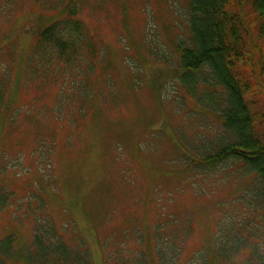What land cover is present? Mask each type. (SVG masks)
I'll return each mask as SVG.
<instances>
[{
  "label": "rangeland",
  "instance_id": "374dc122",
  "mask_svg": "<svg viewBox=\"0 0 264 264\" xmlns=\"http://www.w3.org/2000/svg\"><path fill=\"white\" fill-rule=\"evenodd\" d=\"M35 8L38 7L31 0H0V65L8 63L13 67L8 90L13 106L0 127V188L9 194L7 205L0 210V240L13 234L15 246L23 249L30 243L36 224L43 229L52 226L69 244L83 239L94 264H101L102 240L110 246L116 242L111 246L113 250L123 249L121 244L129 248L127 239L131 236L127 228L134 224L126 216H138L148 224L158 209L166 214L174 212L180 219L190 218L193 231L185 234V258L212 238L217 223L244 232L245 226L248 234L254 235L251 241L258 240L264 252V205L247 188L246 180L251 176L247 170L230 160L214 170L197 166L180 176L161 169L157 154H138L142 152L139 145L143 147L150 140L154 144L150 145L152 151L160 154L161 141L155 139V131L147 129L150 126L158 128L166 122L169 133L174 134V126L193 139L199 134L214 135L218 129L212 117L204 113L201 118L192 112L195 104L189 98L183 103L182 90L172 78L163 83L158 97L163 102L155 100L148 86L139 88L136 99L127 93L133 74L126 64L135 70L140 68V75L146 80L150 71L163 66V51L173 61L176 59L177 54L171 52L166 39L178 37L184 31L187 0H90L81 5L80 16L96 34L98 43L107 49L106 59L111 64L106 72L116 80L112 92L116 96L108 97L105 106L101 105L99 122L110 127L106 135L113 128L112 137L123 136L120 139L125 140V147L118 157L115 148L122 144L114 146L110 139L101 138L92 130L80 131L81 137L73 136L75 149H68H74L75 154L69 158L63 147L60 150L55 146V153L50 147L44 153L41 146L34 144L41 136V127L42 134L45 132L42 137L47 139L44 135L48 129L44 127L52 118L47 112L51 99L39 98L34 88L28 94L20 90V59L31 47ZM128 43L136 47L126 50ZM102 88L111 89L104 83ZM32 106V113L37 115L42 107L46 118L40 114L33 121L32 113L26 116L25 111ZM125 127L129 134L126 136L121 131ZM64 131L69 138V131ZM128 143H134L133 147ZM133 148L136 154L131 151ZM110 149L111 154L107 151ZM170 156L166 153L162 159ZM179 164L176 162L172 168ZM43 174L52 185L41 182ZM114 183L124 196L115 193V197L108 199L107 211L103 202L111 189L109 185ZM238 195L240 201H233ZM178 207L181 210L175 212ZM244 255L240 253L229 264L241 263Z\"/></svg>",
  "mask_w": 264,
  "mask_h": 264
},
{
  "label": "trees",
  "instance_id": "16d2710c",
  "mask_svg": "<svg viewBox=\"0 0 264 264\" xmlns=\"http://www.w3.org/2000/svg\"><path fill=\"white\" fill-rule=\"evenodd\" d=\"M31 1L38 8L33 13L31 47L20 59V90L28 94L34 88L39 98L51 99L47 112L52 117L44 127L48 129L44 135L47 139L42 137L45 132L42 134L41 127V136L34 144L41 146L39 149L44 153L50 147L54 153L63 147L69 158L75 154L73 136L81 137L80 131L92 130L101 138L110 139L114 146L122 144L115 148L118 157L125 147V140L120 139L123 136L112 137L113 128L106 135L110 127L99 122L101 105L104 107L108 97L116 96L112 93L116 80L106 72L111 64L106 59L107 49L98 43L96 34L80 16L81 5L90 0ZM187 8L188 21L183 34L166 39L171 52L177 54L176 59L173 61L163 51V66L150 71L146 80L140 75V68L135 70L126 64L133 74L127 93L136 99L139 88L148 86L151 95L160 102L163 83L172 78L182 90L183 103L189 98L195 104L192 112L201 118L204 113L212 117L218 129L214 135L199 134L193 139L172 125L174 134L169 133L166 122L158 128L150 126L147 129L155 131V139L161 141V146L157 142L160 154L152 151L151 140L143 147L137 143L142 150L138 154L146 157L150 152L157 154L161 169L180 176L197 166L214 170L231 160L251 174L246 180L247 188L264 205V0H187ZM133 47L136 45L128 43L126 50ZM0 71V127H3L7 111L13 106L8 92L13 67L4 63ZM103 83L111 89H103ZM34 108L24 114L27 116ZM41 108L38 115L32 113L33 121L40 114L46 118ZM126 128L121 130L125 136L129 135ZM64 130L69 131V138ZM72 146L74 149L69 150ZM107 151L111 154L113 149ZM131 151L136 154L134 148ZM166 153L171 156L162 159ZM176 162L180 164L173 169ZM41 176V182L52 185L44 174ZM109 186L104 202L100 201L106 204L107 211L108 199L115 197V193L124 196L117 184ZM240 196L233 201H240ZM8 200V192L0 188V210ZM179 210L178 207L175 212ZM173 213L156 209L150 225L142 223L138 216H126L134 224L127 228L131 236L127 239L129 248L121 244L123 249L113 250L111 246L116 242L110 246L102 240L101 264H229L240 253L245 255L238 264H264L258 240L251 241L253 233L250 236L245 226L242 229L246 234L241 229L235 231L229 224L223 228L222 223H217L211 239L185 258V234L191 233L193 227L190 218L180 219ZM14 242L13 234L0 240V264H94L83 239L69 244L52 226L43 229L36 224L30 243L23 249Z\"/></svg>",
  "mask_w": 264,
  "mask_h": 264
}]
</instances>
